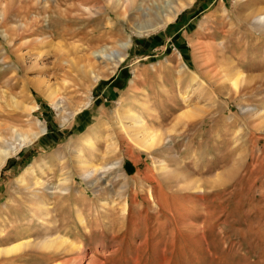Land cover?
I'll return each mask as SVG.
<instances>
[{"label":"rangeland","instance_id":"rangeland-1","mask_svg":"<svg viewBox=\"0 0 264 264\" xmlns=\"http://www.w3.org/2000/svg\"><path fill=\"white\" fill-rule=\"evenodd\" d=\"M51 2L74 8L75 24L39 16L44 0H0V149L46 128L0 171V247L45 231L28 224L29 207L45 201L74 241L84 233L77 209L89 219L98 234L86 253L100 264H264V25L253 18L264 0H195L160 28L156 14L182 0ZM128 42L123 62L95 57ZM128 112L167 144L138 149L121 128ZM83 159L108 167L98 187L81 177ZM31 167L52 189L20 187ZM63 182L72 197L60 196ZM28 254L0 264H45Z\"/></svg>","mask_w":264,"mask_h":264},{"label":"bare ground","instance_id":"bare-ground-1","mask_svg":"<svg viewBox=\"0 0 264 264\" xmlns=\"http://www.w3.org/2000/svg\"><path fill=\"white\" fill-rule=\"evenodd\" d=\"M194 1L195 0H182V2H180L179 6H175V7L171 6V8L168 10V12H162V14H160V13L156 14L157 18H155V21H159V23H157V25H159L158 28H160L161 26H167L168 24L173 22L174 19L189 4H192ZM44 3H45V5L42 3H36L37 5L34 4V7L36 6L39 9V12H38L39 16L44 14V13L45 14L55 13L57 17L51 19L52 24L55 23V20L60 21L61 18H64L63 21H65V23H66L65 25L70 23L69 25L72 26L73 24H75L72 22V20H69V16L71 15V12L74 10V8H71L68 10L69 12L65 11V13H64V12H61L59 10L58 5L52 4L51 0H44ZM125 3H126V1H125ZM170 5H171V3H170ZM115 6L116 5H114L112 7V10H115V8H116ZM127 7H129V6H127ZM127 7H124V9L126 8L125 10L128 12ZM131 8L132 7H130V9ZM253 18L256 20L258 25H264V10L259 11V13L256 14ZM147 27H151V28L153 27V29H155V30L158 29V28L154 27L153 22H152V24L148 23ZM55 34L53 33V35H55ZM68 34H70V33L68 32ZM63 36H65V34L59 35V37H63ZM131 47H132L131 42H128L125 44H120L119 48H117V47H113L110 49H104L103 48V50L95 53V57L96 58H103V59H107V60H112V61L117 60L119 62H123L125 59L122 56L123 52L126 50H129ZM193 75H192V77H193ZM194 79L197 80L199 78L196 76ZM199 80H198V82H199ZM244 81H246V80H245L243 72H240L234 78L233 84L236 87L237 91H238L241 83L242 82L245 83ZM196 86H197V84H196ZM191 93H192V90L186 91L185 96L183 97V100L186 101L188 99V96ZM51 97L54 100V105L58 109L63 111L64 110L63 103L65 101L62 98L63 96L61 97L59 94H57L56 92L53 91L51 93ZM127 120L128 121L130 120V122L129 123H127V122L122 123V125H121L122 131L131 140V142L133 144H135V146L138 149L144 150L147 152H151V151L155 150L159 144L161 145L164 142L166 143V141H165L166 137L163 135V133L160 134L159 132L151 131L148 127H145L143 120H141V116L129 113V118H127ZM129 124L131 126L134 124L135 125H141L142 126L141 132H143V134H138V136H132L130 134L131 132L129 131V128H130ZM45 132H46V128L43 127L42 130H40L38 133H33L30 136L25 135V134H19L18 137H16L17 138L16 140L18 141V144H19L18 146H14L13 143L5 142L6 146L3 149H0V171L5 166L6 161L8 160V158L10 156H12L13 154H16L19 151V149L22 148L23 146H25L27 144H31L35 138H37L40 134H43ZM111 141H112V139H111ZM84 142L87 143L88 148L93 153L94 148H95V141L93 139H90V138L87 139L86 138V140H84ZM168 143H169L168 146H170L171 143L170 142H168ZM83 148L86 149V147L84 145H83ZM83 153H84V149L79 152L80 157H83ZM77 163L79 164V171L81 172V174H80L81 177L86 181H90L89 183H91V184L94 182V186H97V185L99 186V184L94 180V177L96 175L100 174L101 172H103L102 170H105V172L102 173L99 178L101 180H103L102 177L107 176V172H108L107 166H98L91 161H87L86 159L77 161ZM118 164L121 166L120 162ZM120 166H119V169L121 168ZM43 167L49 168V165L46 163L43 165ZM163 169L168 170L169 168L164 167ZM64 182L66 184H68L69 179H65ZM65 183H64V185H62L63 187L62 186L58 187V189L60 190V191L59 190L58 191H59L60 196L70 198V197H72L73 189H72V186L65 185ZM18 184L24 190H28V191H30L32 186H36V185L38 186L40 184V182H39V178L37 176L36 169L33 167L29 168L18 179ZM106 184L108 186L110 185L108 183H106ZM39 186H40L41 190H45V191H49L50 189H52L51 187L47 186L46 184L39 185ZM56 189L57 188H55L53 190H56ZM38 191H40V190H38ZM56 194H57V192L53 193V195H56ZM48 195L51 196L50 194H48ZM29 209H30L31 219L29 220L30 222L28 224L29 225L31 223L33 224V222L35 221L34 219H36L39 221V223L42 224V226H44L45 231L38 234V235H34L32 237H30V234H28V239L24 240L23 238H20L21 240L17 241L14 244H11V245H9L7 247H3V248L0 247V256L3 255L5 257H8L9 259H12V261H14V262H18L23 257L29 255L28 254L29 252H33V251L36 252L37 251V252L43 253L42 255H44V256L46 255V257H42L41 259H38L39 262H42L45 264H59L60 260L66 259V258L67 259H66V262L64 264L77 263L79 261L81 262V261L87 260V259H88L87 260L88 264H100L98 262V260L93 259V257H94L93 254H87L86 253L87 245L89 243L87 245L85 243V238L86 239H93L95 237V234H98V232L96 230H92L90 228L89 219H87L79 209H77L78 210V221L81 224V226L83 227L84 233H79V232H75V233L78 234L80 238H82V239H80L77 237L81 241H79L78 239L75 241L72 240L71 237L68 236L69 235L68 232H71L70 230L68 232H66V234L58 233V227L56 225V221H58V220H57L56 216H54V213H53V212L56 213V211L53 210L52 208H50V205L47 202L44 201L41 203H37L35 205L30 206ZM56 215H58V214H56ZM52 219H54L55 221H53ZM46 226H47V228H46ZM21 236H23V234ZM86 241H89V240H86ZM68 257H70V258H68ZM26 261L28 262V264L32 263L31 258H27Z\"/></svg>","mask_w":264,"mask_h":264}]
</instances>
